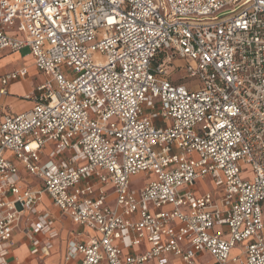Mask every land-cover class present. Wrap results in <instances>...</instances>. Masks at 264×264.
Returning <instances> with one entry per match:
<instances>
[{"label":"built area","instance_id":"2783aa9c","mask_svg":"<svg viewBox=\"0 0 264 264\" xmlns=\"http://www.w3.org/2000/svg\"><path fill=\"white\" fill-rule=\"evenodd\" d=\"M26 46L48 77L0 117V264L17 232L55 248L45 193L96 233L65 264H264V0H0V53Z\"/></svg>","mask_w":264,"mask_h":264},{"label":"crops","instance_id":"0c3cea01","mask_svg":"<svg viewBox=\"0 0 264 264\" xmlns=\"http://www.w3.org/2000/svg\"><path fill=\"white\" fill-rule=\"evenodd\" d=\"M9 53L13 55L14 58L21 57L19 51L10 52L9 50H4L0 53V59L3 58V55L6 56ZM33 64L35 65L34 57ZM22 66H27L30 72L29 65L23 62L17 67H12L9 69L3 67L2 69H0V75H3L4 73L10 70H14ZM41 82L42 81H34L33 75L30 73L28 77L12 82L9 86V93L0 97V117L8 113L17 114L30 108V106H32V101L24 99V96L26 94L32 93ZM12 86L15 87L18 91L22 88V90H20V92L22 93L13 92L11 89ZM25 101L29 103L28 106H26L25 108H19L18 106ZM12 105H16V107L13 109ZM8 107L11 108V111L7 110ZM33 182L36 183L35 180H33ZM41 206L50 209L57 219V227L60 230V236L55 241V248L50 252L43 253L41 255H33L30 252L29 240L25 237L23 233L17 232L14 237L16 245L13 249V254L10 257L12 264H65L64 256L66 253L67 242L70 239L80 237L79 232L96 234L93 230L83 228L78 223H76L70 216L62 212L53 203L50 196L46 193L43 196V203L41 204ZM147 246L148 245L146 243L141 244L142 249L146 248ZM18 252H20V254H18Z\"/></svg>","mask_w":264,"mask_h":264},{"label":"rangeland","instance_id":"374dc122","mask_svg":"<svg viewBox=\"0 0 264 264\" xmlns=\"http://www.w3.org/2000/svg\"><path fill=\"white\" fill-rule=\"evenodd\" d=\"M9 34L17 36L20 35V32H18L17 29L14 30H9L8 31ZM8 51V50H6ZM20 53V58H14L13 55H11L10 53L7 54L6 56L3 55V58L0 59V69H2L3 67L6 69L12 68V67H17L20 64H22L23 62L26 63L27 65H29L30 68V74L33 75V80L34 81H42L45 82L47 80V75L43 72H40L35 65L33 64V56L31 54V49L29 46H26L22 49L19 50ZM32 57V60H31ZM180 63V62H178ZM182 74V72H176L177 76H180ZM189 83H194L193 80H187ZM196 82V81H195ZM29 84V83H28ZM29 86V85H28ZM13 92L16 93H22L20 92V90H22V88L18 91L15 87H11ZM28 102H22L21 105H19V108H25L26 106H28ZM16 107V105H12V108L14 109ZM17 107V109H18ZM31 107V106H30ZM8 111H11V108L8 107L7 108ZM45 160V158H44ZM242 168H243V179H253L254 177V172H253V166L249 163L243 162L242 163ZM154 176H152L151 178H148L147 175L145 173L139 175V176H134L133 177V187L136 188H140L142 187V185H144L146 182H148L149 180H153ZM198 187H200V189L202 190V192L208 191V190H214V184L212 182V180L207 179V180H200L199 182H197ZM216 190V189H215ZM214 190V192H216ZM218 193V192H217ZM216 193V195H217ZM116 206V204H112V207L114 208ZM239 251V247L237 246L236 249H234L233 254H238ZM18 254H20V252H18Z\"/></svg>","mask_w":264,"mask_h":264}]
</instances>
